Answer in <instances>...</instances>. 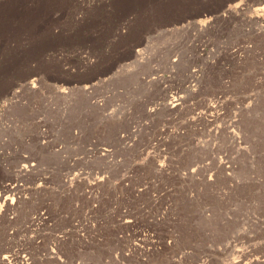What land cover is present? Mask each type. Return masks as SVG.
Masks as SVG:
<instances>
[{"label":"rangeland","instance_id":"1","mask_svg":"<svg viewBox=\"0 0 264 264\" xmlns=\"http://www.w3.org/2000/svg\"><path fill=\"white\" fill-rule=\"evenodd\" d=\"M0 264H264V0H0Z\"/></svg>","mask_w":264,"mask_h":264},{"label":"bare ground","instance_id":"2","mask_svg":"<svg viewBox=\"0 0 264 264\" xmlns=\"http://www.w3.org/2000/svg\"><path fill=\"white\" fill-rule=\"evenodd\" d=\"M178 105V104H177Z\"/></svg>","mask_w":264,"mask_h":264}]
</instances>
